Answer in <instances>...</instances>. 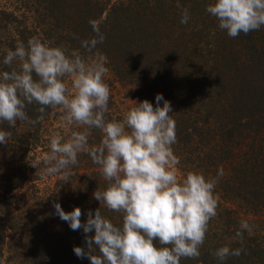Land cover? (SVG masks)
<instances>
[{"label": "trees", "instance_id": "trees-1", "mask_svg": "<svg viewBox=\"0 0 264 264\" xmlns=\"http://www.w3.org/2000/svg\"><path fill=\"white\" fill-rule=\"evenodd\" d=\"M36 1L43 14L38 19L41 25L33 29L11 13L0 11V72L11 70L3 65L7 49L14 50L19 42L27 44L32 37H39L53 47L62 46L69 55L75 52L88 58L96 52L104 54L108 60L105 66L119 84L140 87L139 102L147 100L155 107L157 94L170 102L177 137L173 150L181 165L202 163L209 166L214 177L222 167L225 174L217 184L219 190L221 186L238 198L247 200L249 196L264 204V27L247 35L229 37L218 27L216 18L206 12V6L213 0H179L180 7L177 0ZM38 7L34 10H39ZM185 8L190 19L181 24ZM89 21H95L105 37L91 54L81 47L82 41L96 36ZM5 33L14 35L5 37ZM13 67L18 69V60ZM39 107L35 103L26 106L30 119L36 120L41 115ZM51 110L46 109L43 117ZM19 123L28 128L20 136L21 143L34 142L39 122L33 125L18 121L14 128L0 122V130L15 138ZM94 170L90 167L78 171L79 185L71 191L74 200L65 212L80 208L83 223L89 211L94 213L99 208L102 215L120 227L122 215L107 210L93 197L96 190L103 191L107 185ZM5 179L7 176L0 174V188ZM3 188L1 201H12L11 196H6L9 186ZM30 217L35 219L27 220L35 229L33 234L28 232L29 239L34 238L28 243L33 250L34 246L39 247V242L43 243L39 228L43 216L37 212ZM60 228L59 247L37 248L33 263L90 264L86 257L78 258L73 252L74 247L87 250L83 230L72 231L67 222ZM9 232V223L0 213V264ZM43 234H47L48 240L49 233ZM235 240L229 241L228 246L232 249L243 246L247 254L229 257L223 264H264L260 244L250 237ZM156 244L160 246L158 241ZM214 251L202 246L198 260L181 259L180 264H221L213 256Z\"/></svg>", "mask_w": 264, "mask_h": 264}, {"label": "clouds", "instance_id": "clouds-1", "mask_svg": "<svg viewBox=\"0 0 264 264\" xmlns=\"http://www.w3.org/2000/svg\"><path fill=\"white\" fill-rule=\"evenodd\" d=\"M177 7L180 2L177 0ZM206 12L216 18L218 27L232 38L264 27V0H213ZM190 19L182 10L181 24ZM96 36L81 42L88 53L102 44L105 37L95 21H89ZM19 61L14 68L13 62ZM104 54L96 52L88 58L62 46H50L39 37L17 43L7 49L3 65L10 71L0 72V122L14 128L17 122L36 124L46 109L63 111L64 126H75L65 140L60 134L50 139L45 174H62L78 164V155L86 153L100 168L107 182L103 191L93 193L95 200L111 212L122 215V226H115L99 208L87 213L81 222V209L65 212L53 202L55 215L69 224L72 231L83 230L87 250L74 247L78 258L90 264H180L181 259L200 257L209 222L217 216L219 196L215 188L224 170L206 178L201 172L181 174L179 157L174 154L177 143L176 122L172 106L161 94L155 96L154 107L147 100L134 101L120 121L105 119L109 111L111 89L104 77L109 72ZM163 101V106L160 102ZM38 104L41 114L28 117L27 105ZM92 129L103 134L100 143L89 145ZM10 133L0 130V144H6ZM253 225L240 222L249 233ZM94 232V235L87 234ZM235 237L243 240V231ZM159 242L157 247L156 242ZM247 254L243 246L232 249L224 245L213 256L223 264L229 257Z\"/></svg>", "mask_w": 264, "mask_h": 264}, {"label": "rangeland", "instance_id": "rangeland-1", "mask_svg": "<svg viewBox=\"0 0 264 264\" xmlns=\"http://www.w3.org/2000/svg\"><path fill=\"white\" fill-rule=\"evenodd\" d=\"M114 1L116 0H109L110 3ZM36 6L38 7L36 0H0V11L11 13L13 17L23 22L30 29H33L35 25H41L38 19L43 12L40 7H38L39 10L35 11ZM6 35L11 37L14 34L5 33V37ZM104 79L111 89L109 111L106 113L105 119L107 121H120L127 111L134 106V101L139 103L138 91L140 87L138 85H121L109 72ZM63 115V111L58 108L47 113L36 127L38 132L34 142L29 141L26 145L21 143L20 136L24 132L27 133L28 128L25 124L19 123L18 128L16 127V137L12 138L10 134L11 138L9 137L7 143L2 144L0 148V174L7 176V179L3 181L5 182L4 185L0 188V194H2L3 187L9 186L10 192L6 196H11L10 198L13 199L12 201H1L2 198L0 197V213L3 214L10 227L9 236L2 248V264H34L37 259L34 251L37 248L40 250L43 246L59 247L60 227L66 222L54 214L53 202L59 203L61 208L66 211L74 200L71 191L79 185L77 175L82 171H87L90 167H94V171L98 175L100 173L99 166L93 164L86 153H80L78 164L70 169L71 172L76 170V175L72 174L65 179L62 174H45L47 167L45 159L50 153V139L52 136L60 134L66 140L72 131L82 130L75 126L65 127ZM102 136L100 130H91L89 145H98ZM174 154L176 153L174 152ZM178 168L181 174L198 171L206 178H214V174L209 172V166L205 167L202 163L200 165H195V162L187 165L179 164ZM206 170L207 172H205ZM20 178H23L21 184ZM98 178L102 179L100 176ZM215 194L219 196L217 216L209 222L208 232L202 246L207 251H214L221 246L228 245L229 241H236L235 233L243 231V239L250 237L255 244H260L264 249L263 202L260 204L258 200H254L253 197L249 196L247 200L238 198L230 194L228 190H223L221 186L220 190L216 186ZM44 210H47V212H44ZM37 212L39 216H43L39 225L42 231L40 237L43 243L39 242V247L34 246L32 250L28 243L34 238L29 239L28 232L30 230L33 234L35 229L27 223V220L35 221V219H30V216L32 213ZM11 218L13 219L11 220ZM242 220H247L250 225L254 226L251 233L240 229ZM23 222L27 227L23 228ZM43 233H49L48 240L46 238L47 234ZM52 233H56V235ZM29 247H31V251L28 249ZM27 254L29 256L25 258Z\"/></svg>", "mask_w": 264, "mask_h": 264}]
</instances>
